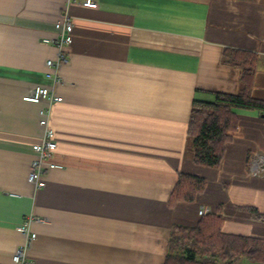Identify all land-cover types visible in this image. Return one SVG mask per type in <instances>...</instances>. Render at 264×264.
<instances>
[{
  "label": "crops",
  "instance_id": "1",
  "mask_svg": "<svg viewBox=\"0 0 264 264\" xmlns=\"http://www.w3.org/2000/svg\"><path fill=\"white\" fill-rule=\"evenodd\" d=\"M64 0H0V264L25 242L16 230L32 215L33 264H161L172 223L194 225L197 210L220 206L222 230L264 238V177L250 160L264 154V113L238 109L217 167L186 155L194 97L235 93L239 71L224 47L255 52L252 95L264 99V0H96L68 13L72 41L58 82L45 76L56 55L54 22ZM34 85L60 101L22 99ZM60 167L45 186L28 180L40 109ZM207 179L192 202L169 205L178 172Z\"/></svg>",
  "mask_w": 264,
  "mask_h": 264
},
{
  "label": "trees",
  "instance_id": "2",
  "mask_svg": "<svg viewBox=\"0 0 264 264\" xmlns=\"http://www.w3.org/2000/svg\"><path fill=\"white\" fill-rule=\"evenodd\" d=\"M221 59L239 71V89L235 93L209 90L208 97H194L186 129V155L194 163L207 167L220 164L231 138L230 131L238 123V109L264 113V99L252 95L258 55L246 49L224 47ZM206 183L204 176L178 172L169 193V205L194 201ZM241 208L253 218L264 219L255 206ZM222 224L220 206L198 215L194 225L172 223L161 264H240L237 262L244 260L264 264V238L225 232Z\"/></svg>",
  "mask_w": 264,
  "mask_h": 264
},
{
  "label": "built area",
  "instance_id": "3",
  "mask_svg": "<svg viewBox=\"0 0 264 264\" xmlns=\"http://www.w3.org/2000/svg\"><path fill=\"white\" fill-rule=\"evenodd\" d=\"M74 3H79L84 6H94L96 5V0H64V11L60 19L56 20L53 24L55 36L44 37L42 39L44 42L54 44L57 48L56 55L45 61L47 68L50 69L45 72V76L53 82H58L59 80L56 70L57 67L60 64L66 63L69 58L65 47L72 41L73 25L68 13V8ZM22 99L32 102H39L43 99L60 101L62 97L57 95L49 86L34 85L25 95L22 96ZM48 117L49 110L44 108L40 109L39 124L42 127V136L41 140L33 145L34 158L30 163V171L28 173V180L32 182L36 188H42L45 186V175L49 169L61 166L53 159L56 141L54 139L53 130L49 125ZM250 175L254 177H264L263 153H255L251 156ZM207 212H209V208L206 206H201L197 210L198 215H204ZM32 220V215H28L24 218L21 224L16 226V230L24 235L25 242L20 244L12 253V264H33V261L29 259L26 252L30 242L36 236V233L30 228Z\"/></svg>",
  "mask_w": 264,
  "mask_h": 264
},
{
  "label": "rangeland",
  "instance_id": "4",
  "mask_svg": "<svg viewBox=\"0 0 264 264\" xmlns=\"http://www.w3.org/2000/svg\"><path fill=\"white\" fill-rule=\"evenodd\" d=\"M237 263H240V264H255L254 262H250V261H246V260H244V261H239V262H237Z\"/></svg>",
  "mask_w": 264,
  "mask_h": 264
}]
</instances>
